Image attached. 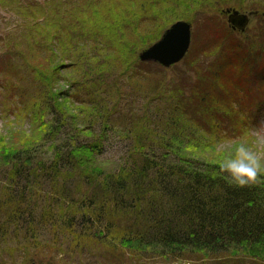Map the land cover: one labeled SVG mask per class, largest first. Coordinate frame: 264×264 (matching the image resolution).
Returning a JSON list of instances; mask_svg holds the SVG:
<instances>
[{
    "label": "trees",
    "instance_id": "obj_1",
    "mask_svg": "<svg viewBox=\"0 0 264 264\" xmlns=\"http://www.w3.org/2000/svg\"><path fill=\"white\" fill-rule=\"evenodd\" d=\"M87 1H91V7L102 0ZM163 2L168 6L172 4L174 11L177 9V0H149L142 12L153 11L150 18H145L151 21L158 11L167 9ZM138 13V9H133L132 14ZM107 16L101 24H92V30L87 31L91 36L84 40L77 38L79 21H76L66 39L57 37L58 45L51 42V36L48 44L43 42L41 45L48 50H56L50 54L51 57L58 51L67 58L59 59L61 55H57L58 61L52 71L54 82L36 81L41 86L31 107H36V110L28 113L33 127L50 135L51 140L47 143L52 152L50 155L43 148L38 151L21 147L0 157V170L8 171L6 180L12 185L11 189L6 186L7 190L1 195L0 212L14 204L12 211L9 209L6 215L0 214L2 241L6 242L8 237L3 234L10 231L18 237L17 241H22L20 246L28 248V256L29 250L38 243L37 235L40 234L46 235L43 239L51 241L50 245L61 240L58 236L64 231L72 239L76 235H87L97 236L100 240L106 238L107 242L113 243L116 238L111 236L108 239L110 221L122 219L126 224L123 236L118 237L115 243L117 240L124 242L137 255L153 261L162 258L175 260L185 253H203L213 258L246 255L252 261L263 262L264 182L244 188L229 184L225 178L227 174L221 172L218 163L208 165L198 157L177 152L176 142L167 133L177 128L176 120L161 125L160 129L155 124H148L152 100L140 104L130 97L126 103L120 101L123 95L115 89L119 80L114 75L122 65L120 53L106 34L105 41L93 37L97 31L111 29L113 32L115 23H120L123 18ZM159 20L148 32L139 34L149 37L143 48L157 40L165 29V23H159ZM42 23V30L49 25L48 22ZM38 27H29L33 36ZM52 33L56 34V31ZM212 40L214 43L210 44V49L214 48L213 57L206 59L210 63L207 65L210 66L207 74L210 87L215 86L217 90L226 82L231 87L234 81L232 92L236 96L238 88L246 89L250 85L249 77L255 73L251 71L258 69L255 67L257 59L252 57L251 70L239 79V84L238 72L233 73L237 79L233 78L230 74L232 65L225 63L226 52H231V42L225 37L223 41ZM64 45L66 51L63 50ZM40 51L43 52L42 49ZM190 52L191 49L185 56L188 57ZM134 60L133 69L137 67L154 72L162 68L154 61ZM104 73H110L113 78L108 79ZM261 75L258 72L260 80L254 79L259 81L258 86L264 81ZM27 77V74L16 75L21 84ZM23 91L18 90L16 95H23ZM125 96L129 97V94L125 93ZM42 104L44 108H41ZM143 105L140 131L134 128L130 112L133 109L139 112ZM170 105L173 107L174 104ZM171 110L176 113L174 108ZM22 113L25 114V110ZM45 114L49 115L46 120ZM36 117L39 118L36 120ZM110 149L117 151L116 162L114 167L105 170L98 164V156ZM261 180L264 181V175ZM37 181L50 185L57 182L62 187H48L43 190L42 199L50 192L49 188L58 192L60 197H67L74 192L69 193L68 188L76 185L75 190L81 191L82 200L69 212L62 204L56 211L52 204H44L39 212L38 201L32 200L36 194L27 192L31 188L36 189ZM106 210L113 213L111 216L107 214L108 219ZM102 228L105 229L104 234ZM24 240H30L29 244Z\"/></svg>",
    "mask_w": 264,
    "mask_h": 264
},
{
    "label": "rangeland",
    "instance_id": "obj_2",
    "mask_svg": "<svg viewBox=\"0 0 264 264\" xmlns=\"http://www.w3.org/2000/svg\"><path fill=\"white\" fill-rule=\"evenodd\" d=\"M148 1L102 0L100 4L93 3L91 7L94 10H92L91 1L87 0H19V2L0 0V157L21 147L30 150L36 148L38 151L43 148L47 151L46 154L51 155L52 149L48 147L50 135L43 134V130L35 129L34 124L29 121L28 114L36 110V107L31 108L34 97L41 89L36 81L41 79L44 83L54 82L52 71L58 61L57 55H61L57 51L56 56L51 57L50 54L52 55L56 50H48L41 45L43 42H49V36L53 38L51 42L58 45L57 37L63 36L66 39L76 21H79L77 38L84 40L91 36L87 31L92 30V24H101L106 20L107 14L109 17L115 15L123 18L120 23H115L113 32L111 29L97 31V35L93 37L105 41L106 34L113 42L112 46L120 53L122 65L118 67L117 72H114L119 80L115 89L123 95L120 101L126 103L130 97L140 104L145 100H152L149 107L150 119L147 118L148 124H155L160 129L161 125L176 120L177 128L167 133L176 142L177 152L184 156L198 157L201 161H207L208 165L223 159L228 151L240 142L251 144L253 130L264 125V81L259 86V81H254L256 78L260 80L258 72L264 76L262 73L264 72V0H177L175 11L172 4L168 6L163 2L162 5H166L167 9L158 11L157 16L151 18V21L145 17L150 18L149 14L153 10L142 12ZM227 7L251 13L243 32L231 29L227 23L224 13ZM133 9H138L139 13L132 14ZM253 11L256 13H252ZM185 13H189L190 16H183ZM158 19H160L159 23H165L166 27L176 19L189 21L191 52L188 57L186 54V58L167 67L155 62L162 68L154 72L137 67L133 69L134 59H139V52L149 41L148 36L144 38L140 35L153 28L152 24ZM42 22L49 24L43 30ZM35 25L39 27L38 32L33 36L29 27ZM53 31H56V34H53ZM223 37L231 42V52H226L225 63L227 61L226 64L232 65L233 72L228 71L233 78L237 79L233 73L238 72V82L251 70L249 67L253 62L252 57L255 56L257 59L255 67L258 66V69L251 71L255 73L249 77L250 85L246 89L238 88L236 96L232 92L235 87L234 81L231 82V87L226 82L219 85L221 89L218 86L216 90L215 86L210 87L211 81L207 75L210 69L207 65L210 63L206 59L213 57L214 51V48L210 49V44L214 43L212 39L223 41ZM125 39L127 41L122 45ZM63 50L66 51L65 45ZM64 58L62 55L59 57V59ZM18 74L28 75L22 84L16 78ZM104 75L108 79L113 78L110 73ZM20 89L24 90V96L18 97L16 93ZM125 93H128L129 97H126ZM170 104H174L173 107ZM41 106L44 108V104ZM171 108H174L177 114ZM24 110L25 114L22 113ZM143 113L144 105L139 112L135 109L130 112V120L135 125L134 128L140 131H142ZM38 118L36 117V120ZM46 118H49L48 114L44 115V120ZM41 143L45 146L43 147ZM116 156L117 151L110 149L107 153L98 156V164L109 170L114 167ZM7 172L0 170V198L7 190L6 186L10 189L12 187L6 180ZM51 186L62 188L57 182L50 185L37 181L36 189L31 188L27 191L36 194L32 196V200L38 201L39 212L44 208V204H52L54 211L62 204L66 212H69L72 206L80 204L82 195L80 190L76 192V185L68 188L69 193L73 190L74 192L68 193L67 197H60L58 192L49 188L50 192L42 199L43 190ZM85 187L86 185L81 189ZM13 206L14 204L6 206L0 214L6 215L9 209L13 210ZM105 213L106 219L109 218L107 214L110 216L113 214L107 210ZM125 225L122 219L118 221L112 219L108 239L111 236L116 239L123 236ZM103 230L105 229L102 228V233ZM8 232L3 234L8 237L6 242H3L0 236V264H264V261L255 262L246 255H224L213 258L203 253H185L175 260L167 261L166 258H162L153 261L137 255L134 250L124 245V242L117 240L115 243L116 239L113 243L107 242L106 238L100 240L97 236L87 235L79 237L76 235L72 239L67 237L70 235L67 231L59 234L58 239L61 240L52 245H50L51 241L46 242L43 239L46 235L39 233L40 235H37L39 244L35 243V248L29 250L28 256V248L24 245L20 246L22 241H17L18 237ZM23 242L29 244L30 240Z\"/></svg>",
    "mask_w": 264,
    "mask_h": 264
},
{
    "label": "water",
    "instance_id": "obj_3",
    "mask_svg": "<svg viewBox=\"0 0 264 264\" xmlns=\"http://www.w3.org/2000/svg\"><path fill=\"white\" fill-rule=\"evenodd\" d=\"M226 20L234 29L243 31L249 21V12L236 8H226ZM191 40V25L187 20L177 19L162 32L161 36L141 50L139 59L158 62L170 66L183 58Z\"/></svg>",
    "mask_w": 264,
    "mask_h": 264
},
{
    "label": "clouds",
    "instance_id": "obj_4",
    "mask_svg": "<svg viewBox=\"0 0 264 264\" xmlns=\"http://www.w3.org/2000/svg\"><path fill=\"white\" fill-rule=\"evenodd\" d=\"M251 144L240 142L217 161L229 184L239 188L261 184L264 175V125L253 130Z\"/></svg>",
    "mask_w": 264,
    "mask_h": 264
}]
</instances>
